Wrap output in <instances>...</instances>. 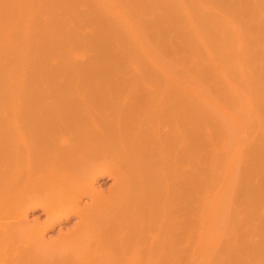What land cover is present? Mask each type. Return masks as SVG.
<instances>
[{"label": "bare ground", "instance_id": "bare-ground-1", "mask_svg": "<svg viewBox=\"0 0 264 264\" xmlns=\"http://www.w3.org/2000/svg\"><path fill=\"white\" fill-rule=\"evenodd\" d=\"M0 264H264V0H0Z\"/></svg>", "mask_w": 264, "mask_h": 264}, {"label": "rangeland", "instance_id": "rangeland-1", "mask_svg": "<svg viewBox=\"0 0 264 264\" xmlns=\"http://www.w3.org/2000/svg\"><path fill=\"white\" fill-rule=\"evenodd\" d=\"M105 180H106L105 177H103V178L100 179L101 182H103V181L105 182ZM108 183H109V182L105 183V186H106ZM103 185H104V184H103ZM37 214H39V211H38V210L33 212V215H37ZM70 223H71V221H70L69 223L65 224V225L68 226V225H70ZM56 230H57V227H55V228L53 229V231H51V233H53V232L55 233Z\"/></svg>", "mask_w": 264, "mask_h": 264}]
</instances>
